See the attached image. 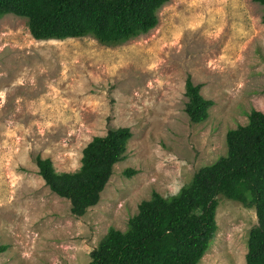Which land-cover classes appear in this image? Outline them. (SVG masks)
Listing matches in <instances>:
<instances>
[{
	"label": "rangeland",
	"instance_id": "1",
	"mask_svg": "<svg viewBox=\"0 0 264 264\" xmlns=\"http://www.w3.org/2000/svg\"><path fill=\"white\" fill-rule=\"evenodd\" d=\"M263 16L253 0H170L155 29L114 47L37 41L26 19H0V264H89L141 202L177 195L225 157L228 131L264 112ZM188 79L214 103L202 123L185 112ZM120 128L132 133L126 160L98 205L74 216L37 159L77 172L92 140ZM217 201V232L199 264H246L255 209Z\"/></svg>",
	"mask_w": 264,
	"mask_h": 264
},
{
	"label": "trees",
	"instance_id": "2",
	"mask_svg": "<svg viewBox=\"0 0 264 264\" xmlns=\"http://www.w3.org/2000/svg\"><path fill=\"white\" fill-rule=\"evenodd\" d=\"M170 0H0V19H26L37 41L92 38L114 47L148 34ZM264 6V0H253ZM264 24V16H263ZM185 112L202 123L214 106L200 96L201 86L186 82ZM249 123L228 131L227 154L200 169L177 195L153 193L141 202L126 232L108 231L91 253L89 264H199L217 232V198L224 196L254 208L258 226L248 240L246 264H264V112L253 110ZM132 133L109 130L84 149L82 166L59 174L50 160L37 159L40 175L56 196L71 203V214L83 217L98 205L114 167L126 160ZM134 170H126L131 178ZM6 251L0 246V254Z\"/></svg>",
	"mask_w": 264,
	"mask_h": 264
}]
</instances>
